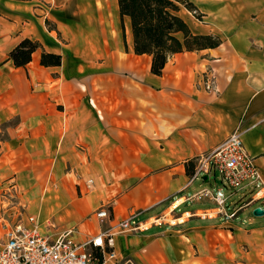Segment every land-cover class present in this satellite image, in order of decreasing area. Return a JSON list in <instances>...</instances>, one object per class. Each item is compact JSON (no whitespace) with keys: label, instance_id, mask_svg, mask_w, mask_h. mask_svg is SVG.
Masks as SVG:
<instances>
[{"label":"crops","instance_id":"1","mask_svg":"<svg viewBox=\"0 0 264 264\" xmlns=\"http://www.w3.org/2000/svg\"><path fill=\"white\" fill-rule=\"evenodd\" d=\"M189 1L201 18L179 15L192 34L221 44L172 55L158 76L119 0H0L1 241L22 224L76 243L109 232L105 264H264V200L225 221L193 199L221 188L194 172L234 133L264 181V0ZM25 40L37 49L17 67ZM103 205L113 221L97 217ZM133 215L149 229L114 227Z\"/></svg>","mask_w":264,"mask_h":264},{"label":"built area","instance_id":"2","mask_svg":"<svg viewBox=\"0 0 264 264\" xmlns=\"http://www.w3.org/2000/svg\"><path fill=\"white\" fill-rule=\"evenodd\" d=\"M210 88V86H209ZM219 178L221 188L204 189L193 199L210 198L216 209L206 217L220 216L225 221L238 220L241 212L256 200H264V181L255 158L248 152L241 135L234 133L216 149L198 159L194 178ZM251 190L256 198L247 200L240 193ZM262 209V208H261ZM100 220L113 221L106 206L97 211ZM114 227L123 233H138L149 229L136 222V215L118 221ZM0 240V264H105L106 257H114L113 235L103 232L83 243H76L64 234L56 240L40 235L36 229L15 224Z\"/></svg>","mask_w":264,"mask_h":264},{"label":"trees","instance_id":"3","mask_svg":"<svg viewBox=\"0 0 264 264\" xmlns=\"http://www.w3.org/2000/svg\"><path fill=\"white\" fill-rule=\"evenodd\" d=\"M120 14L131 20L135 53L152 57L151 72L161 76L169 58L185 50L194 51L219 47L221 41L214 35H193L187 23L180 17L182 7L198 18L201 15L189 0H119ZM182 34L183 38H179ZM37 43L23 41L10 54L17 67H25ZM60 56L43 55V65H59Z\"/></svg>","mask_w":264,"mask_h":264},{"label":"rangeland","instance_id":"4","mask_svg":"<svg viewBox=\"0 0 264 264\" xmlns=\"http://www.w3.org/2000/svg\"><path fill=\"white\" fill-rule=\"evenodd\" d=\"M252 3L253 2L250 1L249 4H248V7H252L253 6ZM233 14H234L235 19H238V18H240L242 16L243 10L241 8L235 9V10H233ZM221 185H222V183H221V181H220V179L218 177L216 178V180H212V184H209V186L211 188H215V189L219 188Z\"/></svg>","mask_w":264,"mask_h":264},{"label":"water","instance_id":"5","mask_svg":"<svg viewBox=\"0 0 264 264\" xmlns=\"http://www.w3.org/2000/svg\"><path fill=\"white\" fill-rule=\"evenodd\" d=\"M254 214L256 216H263L264 215V211L261 208H256L255 211H254Z\"/></svg>","mask_w":264,"mask_h":264}]
</instances>
